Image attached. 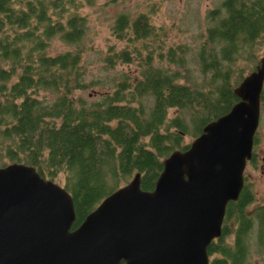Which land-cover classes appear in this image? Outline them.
<instances>
[{"label": "trees", "instance_id": "1", "mask_svg": "<svg viewBox=\"0 0 264 264\" xmlns=\"http://www.w3.org/2000/svg\"><path fill=\"white\" fill-rule=\"evenodd\" d=\"M81 5V0H0V165L33 164L55 181L64 173L63 185L75 203L73 227L138 171L144 189L155 187L163 160L189 147L185 136H198L240 99L234 88L247 73L236 65L241 59L258 61L255 47L264 35V0H223L210 11L213 22L197 52L199 79L183 44L165 52L178 68L154 63L163 52L157 54L147 41L162 27L149 12L134 17L120 12L113 31L134 46L107 52L104 61L108 67L132 62L142 56L143 44L141 78L123 72L94 99L77 93L97 82L88 79L83 63L89 24L77 11ZM56 37L76 48L50 53ZM254 199L245 184L238 199L228 203L223 233L208 246L209 264H247L248 235L260 231L246 211ZM233 222L236 236L228 242Z\"/></svg>", "mask_w": 264, "mask_h": 264}, {"label": "water", "instance_id": "2", "mask_svg": "<svg viewBox=\"0 0 264 264\" xmlns=\"http://www.w3.org/2000/svg\"><path fill=\"white\" fill-rule=\"evenodd\" d=\"M263 89L264 55L235 86L240 99L163 160L153 189L138 171L76 227L64 185L33 164L0 165V264H209L245 184Z\"/></svg>", "mask_w": 264, "mask_h": 264}, {"label": "rangeland", "instance_id": "3", "mask_svg": "<svg viewBox=\"0 0 264 264\" xmlns=\"http://www.w3.org/2000/svg\"><path fill=\"white\" fill-rule=\"evenodd\" d=\"M82 5L78 7L77 11L85 14L88 17V30L82 47H85L83 53V63L87 68V77L90 80L97 82L93 87L85 91H77L84 96L99 99L104 94L105 90L109 89L118 77H121L123 72L128 73L132 80L141 78V69L144 67V60L142 59L147 54V49L143 48L141 44L142 56L134 57L132 62L118 61L114 67L107 65L104 61L107 52L122 49L125 46H134V43L129 38L120 39L113 31V24L116 16L120 12H129L132 17L139 12L145 11L151 14L152 22L157 27H162V30L157 31L158 36L152 40L147 41L154 51L163 52L164 58H154V63L157 65L168 66L170 62L166 57L165 52L177 44H183L188 47V66L195 75H202L201 66L198 61L197 52L203 42L206 41L208 27L212 24L211 10L222 5L223 0H81ZM72 10V9H71ZM146 43V42H145ZM76 45L64 42L56 37L51 41L49 52L52 54L67 49H75ZM256 62L252 60L241 59L237 65L243 68L245 73L256 68L260 58L264 55V35L258 41L255 47ZM136 55V54H134ZM171 68H178L179 65L175 62H170ZM238 71V70H237ZM237 74V73H236ZM209 75V74H208ZM207 75V76H208ZM206 76V77H207ZM238 76V75H237ZM41 94H46L51 97L48 91H42ZM176 111L171 110V115ZM264 114V110H263ZM198 129V127H197ZM197 131V130H196ZM195 131V132H196ZM264 132V129H263ZM195 135L187 134L185 140L192 142ZM8 160V159H6ZM5 161V160H4ZM6 162H9L6 161ZM247 181L250 188L256 195V201L251 205L259 203L264 204V172L259 166L249 163L245 170ZM64 173H61L57 182L64 184ZM231 221V220H229ZM231 223V222H230ZM230 227L234 229V225ZM253 237H256L253 234ZM227 241H233V235L227 236ZM257 244L256 240L252 241ZM253 253L248 259L247 264H264V251H258V246L253 247ZM211 258V257H210Z\"/></svg>", "mask_w": 264, "mask_h": 264}, {"label": "flooded vegetation", "instance_id": "4", "mask_svg": "<svg viewBox=\"0 0 264 264\" xmlns=\"http://www.w3.org/2000/svg\"><path fill=\"white\" fill-rule=\"evenodd\" d=\"M263 110H264V89H263L262 98H261L260 121H259L258 128L256 130V133H255V137H254L252 157L250 159H248V161H247V165L249 163H251L252 165L259 166L261 168L262 172H264V132H263L264 114H263ZM247 165H246V167H247ZM245 170H246V168H245ZM244 176H245V184L250 186V184L246 180L247 176H246L245 172H244ZM255 201H256V195H255V199L251 202V204ZM251 204L246 207V211H247L249 217H251L252 220H254V223H253L254 228L260 229V231L256 232V230H255L252 232L251 236H250V234L248 235V241H249L248 244L249 245L251 244L250 245L251 247H250L247 259L245 260L246 263H248V259L251 256V254L253 253V250H255L253 247L258 246L257 252L264 251V209L261 208V206H264V204H261V203H259L257 205H251ZM232 224L234 225V229H233L231 234L233 235V241H234L235 236H236L237 224H235L234 222ZM253 234H255L256 237H253ZM253 240H257L256 241L257 244H253L252 243Z\"/></svg>", "mask_w": 264, "mask_h": 264}]
</instances>
